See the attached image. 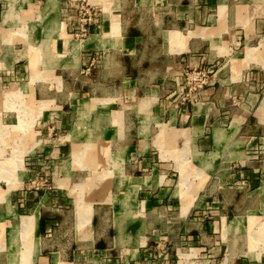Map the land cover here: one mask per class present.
Segmentation results:
<instances>
[{
  "label": "crops",
  "instance_id": "1",
  "mask_svg": "<svg viewBox=\"0 0 264 264\" xmlns=\"http://www.w3.org/2000/svg\"><path fill=\"white\" fill-rule=\"evenodd\" d=\"M94 1L102 12L79 39L71 35L74 0H0V146L13 149L0 162L4 264L10 257L21 264L26 249L19 228L40 203L31 236L40 246L32 264H53L54 258L61 264L59 254L71 252L46 241L61 220L81 248L74 200L67 203L74 206L70 216L59 220L46 207L48 197L34 202L20 190L31 172L25 157L50 153L73 174V153L88 141L87 162L94 168L80 170H113L107 197L88 201L93 213L78 212L79 222L88 219L85 234L96 252L119 250L122 264H158L168 251L176 264H215L217 255L218 264H264L263 240L249 233L264 227V162L243 151L264 135V0ZM71 39L88 44L73 54ZM188 67L206 68L211 78L183 100ZM12 113L18 124L8 125ZM45 127L64 132L46 147L38 139ZM95 147L97 157L89 154ZM19 153L23 168L15 169ZM6 171L19 178L8 196ZM23 205L32 207L30 214H17ZM100 205L112 210L109 241L95 240ZM208 214L220 216L223 241L210 242L218 223Z\"/></svg>",
  "mask_w": 264,
  "mask_h": 264
},
{
  "label": "rangeland",
  "instance_id": "2",
  "mask_svg": "<svg viewBox=\"0 0 264 264\" xmlns=\"http://www.w3.org/2000/svg\"><path fill=\"white\" fill-rule=\"evenodd\" d=\"M74 1H75V4L72 6V10H73L72 14L75 17V22H78L79 18L81 17L83 18V15L80 12L84 11L88 7H91V6L95 7L97 10V16L102 12V8L99 5L91 4L93 3L94 0H91L90 3L88 0H74ZM93 22L94 21H92V23ZM91 25L92 24H90L89 27ZM58 31L62 32L61 28H58ZM88 34L89 32L86 34V36H88ZM71 35L79 39L84 38V36H81L80 33H77L75 29L73 30ZM70 42L73 45L72 47L73 54L78 53V51L80 50V46L83 48L88 44L86 41H77V40H72V39L70 40ZM75 48L77 49V51H75L76 50ZM190 69H192V67L190 68L188 67L187 69H185L184 74H183V83H184L185 74ZM203 69L207 70L206 68H203ZM11 82L12 81L7 82L6 85L10 87L12 85ZM13 95L14 97L16 96V94H13ZM84 114L85 113H81V118H80L81 122L83 119L82 116H84ZM5 123H7L8 125L18 124V118H17L16 113L10 114L9 117H7ZM26 124L28 125L27 122L24 123V125ZM21 126L23 130H27V127L23 126L22 123H21ZM47 127L49 128L51 127V125L49 126L47 125ZM48 128L45 127V130L41 128L39 129V131H42V132H41V135L38 136V139L43 140L41 144L44 145V147L48 145L50 146L53 145L54 142H52V140L59 138V136L63 135L64 133L61 131L59 134V130H57V128L53 130L51 128L50 129L51 131ZM10 134L12 136L17 135V133H10ZM31 138H32L31 136L26 137V140H25L26 142L24 143V146H23L24 149L29 148L31 144L30 143ZM92 142L93 141H88L83 146L84 148L79 149L77 152L73 153L74 162L76 164H79V166H77L75 163L72 164L73 166L72 168L75 169V172H73V174H70L69 172H67L65 169L62 168L63 158H60V159L54 158L50 153L47 154L46 152L43 153V151H41V154L37 155V157L39 158L32 157V156L27 157V158L25 157L24 166L27 167L31 172L28 178L25 180L24 186L20 190V193H22L23 197L25 196L26 199H34V202H37L39 198L48 197V201H47L48 204H46V207L52 208L53 212H50V213H52V215H54L59 220L62 219V217L64 216H65V219L67 218V215L70 216L69 214H67V211H69L70 209L73 210L74 206L69 205L67 203L71 202L72 204H74L72 202L74 200L75 218L77 220V228L78 230L80 229L81 231L80 232L81 248L79 249V246H77L78 244H80L78 242L79 238L74 236V232H73L74 229H72V227L69 228L67 226L68 224L65 223L66 221L62 222L61 220V223L57 225L56 227L57 232H55V234L53 233L52 237L47 238V239L45 238L46 241L47 240L51 241L50 246L52 248H61V249L71 250V252H62L59 254V256H61V261L74 262L75 264H117V263L122 264V261H123L122 259L125 256H123L119 250L96 252V248L93 247L92 243L90 242L91 239L88 238L87 234H85V232L88 231L90 227L89 223L87 222L88 219L86 220V222L85 220L81 221V223L78 221L79 220L78 212H81L82 215H85L87 212L93 213V210H92L93 204L91 202H97L98 201L97 199L106 198L107 192L111 189V187L109 186V184H111L110 183L111 181L109 180L108 177L112 175L113 170L103 169V171H101L97 169L95 172L94 171L86 172V171L80 170L81 169L80 166L88 170H92L94 168V166L92 167V165H90V163L87 162V157H86L87 151L91 149L90 146ZM12 146H14V149L19 150V148H17L18 145L16 147L15 145H12ZM0 148H1L0 162H4L5 158L8 159L11 157L13 153L12 151L13 149H11L8 146L7 147L5 146V148H3V146H0ZM48 150H51V147L50 149L49 147L44 149V151H48ZM243 151L245 153V157L247 158L252 157L257 161L260 160L261 162H264V135H262L261 137H258L257 144L252 146L250 149L249 148L246 149L244 147ZM97 152H98L97 148L95 147L89 151V154H92L93 157L95 156L97 157L98 156ZM100 152L104 153L105 155L107 153L109 157L108 148L101 147ZM13 162L15 163L14 164L15 169L23 168L22 167L23 159L20 153L18 154L16 160H14ZM116 167L119 169L120 166L116 165ZM120 171L122 172L121 168L119 169V172ZM2 174H3V177L7 179V181L10 183L8 191L5 192V194L8 196V193L15 187L14 185H12V183L15 181L18 182L19 178L15 180L14 171H12V173L6 171V172H3ZM9 175L11 176L14 175V178H12ZM184 175L185 174H183V177L185 178ZM183 177H182V181L183 180L185 181L186 178L184 179ZM105 178H108V179L104 180ZM122 178H125V176H123ZM97 184L101 186L98 188L96 187ZM183 184L184 182L181 183L180 187L183 186ZM115 192L118 193L117 190H115ZM29 193L33 194L32 195L33 197H29L28 196ZM88 201H91V202H88ZM40 204L42 205L43 203H40ZM40 204L39 206L41 207ZM99 207H103L102 209L103 211L100 216L101 218L100 229L98 230V236L97 237L95 236V240L97 241V238H102L105 240L107 239V241H109L111 239V236L110 235L108 236L106 234V231L111 230V227H112V219H111L112 210L110 206L108 205H100ZM4 211H5L4 206L0 205V213H3ZM31 211H32V207L27 208L26 206L23 205L22 207H19L16 212L17 214L21 216H25L27 214H30ZM32 213L27 217H30L31 215H33ZM208 216L213 217L211 219H208V221L210 220V221L218 223L215 228L209 231V238L211 240L210 242H212L213 239H216V241L214 240L215 243L223 241V238H222L223 234L221 231L222 224L220 223V216L216 214L215 215L208 214ZM27 217L22 219L23 225L22 227L19 228V233H21V239H23V246H24V249H26L25 254L24 252L22 253L21 264H32V261L34 260V258L37 259L36 256L38 254L36 255V252L39 250V246H40L39 240L34 237H31L32 234L34 233V229L36 228L35 224L34 223L26 224L24 222L25 219H27ZM13 223L15 222L13 221ZM230 226L228 228H230ZM260 228L261 229L258 232L254 233L252 232V230H250L249 233L251 234V238H253V240L259 241L260 239H262L264 243V227H260ZM116 230H117L116 231L117 242L120 243L121 231H122L121 224L117 225ZM141 232H142V227L138 230L137 234H141ZM255 234L259 238L255 237L254 236ZM1 243H4V241H0V244ZM75 243H76V246H75ZM135 252L136 251H134L133 253ZM168 252L169 253L165 252V255H163L162 257V262H159L158 264H162L164 260H166L165 262L168 261V264H176V261H178V259H177V256L174 257L175 253L174 252L171 253V251H168ZM128 257L132 259L133 261H134V258H136V257L132 258L130 254L127 256V258ZM220 257H221L220 255H217L216 257H214L216 259V261L214 262L215 264L219 263ZM10 258H11L10 264H13L14 258L12 257ZM5 259L6 258L3 255H0L1 264L5 263ZM199 260L195 259L193 261L198 262ZM52 261H53V258H52ZM61 261L60 263L62 264ZM155 261L156 259H153L151 263L153 264L155 263ZM200 261L198 262V264H201ZM53 264H59L57 258H54Z\"/></svg>",
  "mask_w": 264,
  "mask_h": 264
},
{
  "label": "built area",
  "instance_id": "3",
  "mask_svg": "<svg viewBox=\"0 0 264 264\" xmlns=\"http://www.w3.org/2000/svg\"><path fill=\"white\" fill-rule=\"evenodd\" d=\"M80 13L83 15V18L81 17L78 19L74 29L77 33H80L81 36H85L89 32V25L92 24L94 17L97 16V10L95 7L91 6ZM210 78V72L203 68L193 67L187 71L183 83L186 90L183 100H185L186 97L195 96L200 93L202 89L210 83Z\"/></svg>",
  "mask_w": 264,
  "mask_h": 264
},
{
  "label": "bare ground",
  "instance_id": "4",
  "mask_svg": "<svg viewBox=\"0 0 264 264\" xmlns=\"http://www.w3.org/2000/svg\"><path fill=\"white\" fill-rule=\"evenodd\" d=\"M100 43V42H99ZM83 46V45H82ZM80 48H82L81 46H80ZM48 49V48H47ZM76 49V48H75ZM75 51H77V49L75 50ZM75 53V52H74ZM77 54V53H76ZM89 148V147H88ZM81 159V158H80ZM41 205V204H40ZM42 206V205H41ZM40 206L38 205V206H36L35 208H34V212H33V215L31 216V217H29V218H27V219H25V223L26 224H29L28 222L29 221H35V220H38V216H39V210H40ZM24 223V224H25ZM34 223V222H33ZM81 223V222H80ZM30 224H31V222H30Z\"/></svg>",
  "mask_w": 264,
  "mask_h": 264
}]
</instances>
